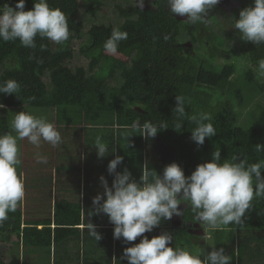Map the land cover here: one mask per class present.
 <instances>
[{
	"label": "trees",
	"instance_id": "obj_1",
	"mask_svg": "<svg viewBox=\"0 0 264 264\" xmlns=\"http://www.w3.org/2000/svg\"><path fill=\"white\" fill-rule=\"evenodd\" d=\"M107 1L47 0L68 17L70 35L61 44L39 35L34 49L19 40H0V83L14 79L20 84L15 94L0 93L4 105L0 134L10 132L9 120L17 110L30 114L51 108L62 137L58 146L64 143L71 149L75 139L81 142L80 136L84 137L78 150H71V159L58 163L55 170L59 176L71 172L77 160L79 171L75 172L83 173L86 180L82 197L64 194L44 205L37 204L44 194L34 193L26 180L31 190L24 187V210L19 201L15 212L0 224V264H127L123 249L138 243L139 237L125 244L113 238L114 226L106 215L89 216L92 198L103 193L99 177L104 176L111 186L114 177L107 172V164L115 155L123 157L117 171L127 168L135 179L146 168L162 174L164 166L173 162L190 175L217 150L222 161L233 155L247 157L248 163L264 160V151L255 150L256 144H264V80L257 75L264 44L241 40L234 28L239 11L253 0H236L235 8L218 3L204 22L195 24L170 14L167 0H144L143 9L137 7V0H117L113 2L115 18L102 22L97 16ZM34 2L25 0V10ZM15 3L0 0V8ZM116 27L126 31L128 38L111 54L104 43ZM176 95L185 98L186 116L180 129L175 127L178 117L172 111ZM202 113L210 117L205 122L213 124L216 135L197 146L191 139L195 127L191 117L199 119ZM137 121H162L168 128L145 139L131 127ZM11 133L16 135L13 129ZM92 135L94 140L100 137L108 151L98 158L94 149V158L81 163L77 158ZM55 155L63 158L61 152ZM44 207L47 213L40 211ZM180 210L177 219L161 221L144 235L151 239L167 231L173 237L170 246L199 254L202 261L212 247H223L227 254L235 251L231 264H264V196L253 198L243 223L216 229L196 220L188 202ZM87 221L97 226L100 240L89 234ZM198 224L205 233L193 230Z\"/></svg>",
	"mask_w": 264,
	"mask_h": 264
},
{
	"label": "clouds",
	"instance_id": "obj_2",
	"mask_svg": "<svg viewBox=\"0 0 264 264\" xmlns=\"http://www.w3.org/2000/svg\"><path fill=\"white\" fill-rule=\"evenodd\" d=\"M219 0H167L168 12L173 16L185 17L190 24L204 22L209 12ZM137 7L143 9L144 0H137ZM234 28L241 34V40L253 45L264 44V0H253L252 5L244 7L235 18ZM47 38L56 44L68 40L70 32L68 17L59 9L52 8L47 0H36L30 10H25V0H16L14 6L5 4L0 8V40L4 42L19 40L26 48H36L37 36ZM128 33L119 27L113 28L104 43L106 52L115 54L119 42L126 40ZM168 37L165 36V40ZM257 75L264 80V59H260ZM20 84L14 79L0 83V93L15 94ZM172 109L177 114L176 128L180 129L186 116L185 98L175 96ZM0 108H4L0 104ZM207 114L199 119L191 117L195 127L191 130V139L197 146L204 144L206 138L216 135V129ZM131 127L139 131L145 139L154 138L158 131L168 128L167 123L144 121L134 122ZM14 136L10 132L0 134V224L15 212L18 202L24 197V183L17 173L20 164L18 158V139L27 138L30 144L39 148L41 141L56 147L62 143L60 132L44 117H36L25 111H18L12 120ZM129 137V136H128ZM98 158L105 157L108 147L97 137L94 144ZM257 152L264 151V144H256ZM115 153V152H114ZM37 163H47V157L36 154ZM123 157L115 155L107 164V172L113 175L111 186L104 176L99 177L103 193L92 198L91 215L104 214L113 227V238L122 239L125 244L138 243L125 247L122 259L127 264H231L233 253L227 254L223 247H212L205 261L199 254H193L186 248H174L172 234L167 231L152 236L151 233L161 221L171 220L181 215L180 205L188 202L195 219L216 229L221 225L241 224L254 197L264 196V160L248 163L247 157L233 155L222 161L219 150L211 153V159L197 164L190 175L175 162L164 166L162 174L150 172L147 168L133 178L124 168L117 171ZM151 177V178H150ZM89 234L96 241L101 235L96 225L87 221Z\"/></svg>",
	"mask_w": 264,
	"mask_h": 264
},
{
	"label": "rangeland",
	"instance_id": "obj_3",
	"mask_svg": "<svg viewBox=\"0 0 264 264\" xmlns=\"http://www.w3.org/2000/svg\"><path fill=\"white\" fill-rule=\"evenodd\" d=\"M115 1H117V0H108L106 2L102 11L100 13H98L97 20L104 22L105 20H112L113 18H115V12H114V7H113L114 6L113 2H115ZM219 4L222 5L223 7H226V8L227 7L235 8L238 6V3L236 2V0H219ZM18 111L19 110H17V112ZM29 112L33 116L46 118V120L48 122L52 123L55 126V124H54L55 117H54V113H53L51 108L31 110ZM12 120H13V118H10V120H9L10 126H11L10 127V133L12 131ZM103 122L105 123V119L103 120ZM13 132H14V130H13ZM17 144H19L18 145L19 154L22 153V155L19 159L20 164H21L20 168L21 169L24 168L25 164L29 165V167L26 169L27 182H28V180L30 181L29 186L34 193H36L38 191L41 194L42 193L44 194L43 200L40 203H37L39 205H44L42 203L46 200H50V195L53 193V189L51 188L52 185H51V182L49 180V173L52 169V163H53L52 160L55 156H57L55 154H59V151H61L64 147H66V144L63 143L62 146L53 147L52 145H50L47 142L42 143L43 146L46 145V147H44L45 149L49 148V152H47V154H48L47 155V163H35L34 164L35 169H39L40 167L45 165L46 170L41 172V176H40V174L35 172L34 168L33 169L30 168L31 164L29 163V161H30V159L35 158L37 153L40 154V150H42V149H40V147H39L37 150V148L33 147V145L29 143L27 138L22 139V140L19 139ZM46 151H47V149H46ZM167 157L170 158L169 153H167ZM25 161H26V163H25ZM42 175H44V177H42ZM23 183H24V187H25L26 182L24 181V179H23ZM42 188L45 190H43ZM88 188H90V186L85 187V189H88ZM31 189L26 188V190L28 192H30L29 190H31ZM91 189H92V187H91ZM72 190L74 191V189H72ZM75 191H76V188H75ZM78 191H79V189H78ZM31 198H32L33 202L36 201V199H35L36 197L31 196ZM23 199H25V198L23 197ZM24 203H25V201H24ZM33 204L36 205V203H33ZM184 206H185V202L180 205V207H184ZM20 207L24 210L25 205L20 204ZM26 207H28L27 204H26ZM40 211L47 213L49 210L47 207H44V209H41ZM177 217L178 216L174 215V219H177ZM176 222H178V220ZM193 230H195L196 232H199V233H205L206 232L205 228L203 227L202 224L195 225Z\"/></svg>",
	"mask_w": 264,
	"mask_h": 264
},
{
	"label": "crops",
	"instance_id": "obj_4",
	"mask_svg": "<svg viewBox=\"0 0 264 264\" xmlns=\"http://www.w3.org/2000/svg\"><path fill=\"white\" fill-rule=\"evenodd\" d=\"M93 136L94 135H92V139L90 141L86 140V142H85L86 144L83 147L82 152L80 153V157L77 158L80 160L81 163H83L85 158H91V157L94 158V155H95L94 142H95V140L93 139ZM79 140L81 142H78V140L75 139L76 143L71 145V149L69 147H64L61 151H59L62 153L63 158L61 157L60 159H58V157L55 156L53 158V160L51 159L53 162L52 163V169L49 173V177L51 179L50 182L52 185L51 188L53 189V193H52L53 195L52 194L50 195L51 204H53L57 198H60V196H62L64 194L67 195L70 193V194H72L71 197H77L79 194L82 197V195H83V190H84V185H86L85 184L86 180L84 179L83 173H81V172L76 173L75 172V171H79L76 169V167L78 165L77 160L73 161L76 164V166H75V168H73L71 170V172H68L64 175L59 176L58 171L55 170V167L58 165V163L64 162L63 164H65L68 161V159H71L70 153L77 151L78 145H80V143H84V137L80 136ZM18 141H19V139H18ZM18 141H17V143H18ZM42 143H44V141H41L40 149H42V150H40V154L47 157V155H48L47 152H49V148H46L47 149V151H46V149L44 148L46 146H42ZM87 143H89V146L87 145ZM33 147H35V146H33ZM72 149L74 151H71ZM37 150H38V148H37ZM21 155H22V153L19 154V152H18V158L19 159H20ZM25 163H26V161H25ZM29 163L31 164L30 168L35 169L34 164L37 163L36 158L30 159ZM20 166H21V164H19L17 166V173L20 177L22 176V179H24V181L26 182V180H27L26 169L29 167V165L25 164L24 168H22V169L20 168ZM44 170H46L45 165L40 167L39 169H35V172H37L41 176V172ZM80 171H82V170H80ZM42 177H44V175H42ZM25 188H26V185H25ZM57 188H62V190L57 192L55 190ZM75 188H76V191H75ZM72 189H74V192H73L74 195L72 193V191H73ZM78 189H79V192H78ZM20 203L22 205L24 204L23 199L20 201ZM80 228H82V225H80Z\"/></svg>",
	"mask_w": 264,
	"mask_h": 264
}]
</instances>
